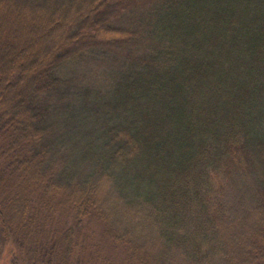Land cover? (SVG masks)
I'll return each mask as SVG.
<instances>
[{
    "label": "trees",
    "instance_id": "obj_1",
    "mask_svg": "<svg viewBox=\"0 0 264 264\" xmlns=\"http://www.w3.org/2000/svg\"><path fill=\"white\" fill-rule=\"evenodd\" d=\"M7 247L11 264H264V0H0Z\"/></svg>",
    "mask_w": 264,
    "mask_h": 264
},
{
    "label": "rangeland",
    "instance_id": "obj_2",
    "mask_svg": "<svg viewBox=\"0 0 264 264\" xmlns=\"http://www.w3.org/2000/svg\"><path fill=\"white\" fill-rule=\"evenodd\" d=\"M38 4H39V2L36 3V5H38ZM65 6H63V8L61 9V11L59 13L60 15L63 14V10H64ZM5 7H7V6L2 5V8H5ZM17 11H18L17 9H13L12 12H11V17H15ZM29 17L32 18L30 9H29ZM46 17H47V15H46ZM33 23H34V20H33V22H31V19H30V22L26 26L25 25H23V26L26 29H28V28L31 29L29 26H31V27L32 26H36V29L33 30L32 33L34 34L36 32V34H37V33L40 32L41 34L44 35L45 31H47V26L46 25L48 23H46V24H42V23L33 24ZM32 33H31V35L29 34V35L21 36L20 39H19L20 41H18V42H24V41L30 40L32 38L31 37ZM40 33L38 35H40ZM48 36L49 35H46L45 37H48ZM33 37H35V34L33 35ZM55 38H57V37H54V36L51 35L48 38L42 39L41 44L43 46V49H42V47H40L39 49H41V51H44L46 46L49 44V42L56 40ZM88 69L89 70H93L91 78L94 79V80H96V79L99 80V66L96 67L95 65L91 64V65L88 66ZM86 71H87V65H85L83 70H80V72L78 73V77L80 79L79 80L80 82H85L86 83L88 75L92 72V71H90V72L87 71V73H85ZM100 72H101V70H100ZM11 252H12L11 247H7V249H5L3 255H2V251H0V264H11L10 263L11 259H12Z\"/></svg>",
    "mask_w": 264,
    "mask_h": 264
}]
</instances>
